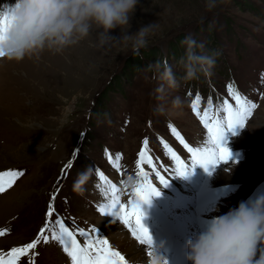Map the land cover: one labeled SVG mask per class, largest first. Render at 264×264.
<instances>
[{"label": "rangeland", "instance_id": "obj_1", "mask_svg": "<svg viewBox=\"0 0 264 264\" xmlns=\"http://www.w3.org/2000/svg\"><path fill=\"white\" fill-rule=\"evenodd\" d=\"M15 2L0 0L1 15L14 7ZM149 23H155L156 28L149 46L139 54H134L131 43L123 40L125 33L121 28L110 33L116 40L101 43L103 30L93 25L88 37L60 52L45 50L39 56H26L22 60L0 56L3 59H0V173H20L12 186L0 193V232H3L0 255L35 240L38 230L48 221L45 230L48 242L41 236L26 255L13 256L15 264H72L71 258L65 259L64 251L61 252L65 255L60 252V241L52 238L59 233L57 213L67 215V222L75 228H88L93 223L101 226L106 238L115 237L110 232L123 231L115 212L112 217L101 215V211H106L103 209L94 212L84 194L73 191V182L85 166H92L90 180L95 178L97 169L104 171L105 187L120 184L122 194L111 197L112 201H118L115 207L132 188L126 183L129 175L136 176L142 187L151 184V160L155 159L156 164L158 156L167 161L166 166L170 165L166 176L178 187H182L181 178L195 191L186 176L173 175L179 169L168 162V154L180 151L181 146L170 125L197 148L211 149L197 120L200 116L192 107L197 95L199 111L207 109L213 101L217 103L223 93L226 96L217 109L224 113L226 105L234 113L241 102L245 107L247 99L258 98V106L241 129V136L225 147L232 153L230 160L239 161V165L226 167L221 163L206 181L219 188V196L231 200L228 203L223 200L222 212L237 207L241 199L264 192V0H217L211 10L207 0H139L125 32L134 34ZM188 35L204 43L206 50L216 49L221 55L210 77L201 75L182 83L178 90L169 91L166 97L169 110L159 115L155 107L161 101L156 99L155 90L162 81L157 66L167 63L182 72L178 64L185 51L181 41ZM178 38L180 46L172 47L170 40ZM176 95L183 100L179 109L171 108ZM145 139L147 164L139 155ZM164 142L171 147L166 148ZM78 143L79 149L75 151ZM102 144L122 151L121 168L116 169L103 157ZM76 152L69 176L58 182L62 164ZM144 172L147 182L137 176ZM152 182L158 184L154 178ZM87 191L91 194L92 187ZM217 201L219 198L214 199ZM50 204L54 211L48 217ZM73 214L78 218L72 217ZM167 230L179 234L180 229L172 224ZM96 241L95 244L105 246Z\"/></svg>", "mask_w": 264, "mask_h": 264}, {"label": "clouds", "instance_id": "obj_2", "mask_svg": "<svg viewBox=\"0 0 264 264\" xmlns=\"http://www.w3.org/2000/svg\"><path fill=\"white\" fill-rule=\"evenodd\" d=\"M139 0H16L12 23L0 38V52L10 59L22 60L26 56H39L45 50L60 52L88 37L93 25L102 29L101 43L116 40L110 35L121 28L123 40L131 43V50L139 54L147 48L156 24L141 26L134 34L125 32L130 25ZM217 0H207L209 10ZM181 45L184 55L178 64L182 74L164 63L157 66L159 79L156 99L161 101L155 112H168L167 94L178 90L182 83L210 77L221 55L219 50H206L202 42L192 35L186 36ZM183 100L176 95L171 108L182 107ZM93 175L91 165L85 166L73 182V191L82 194ZM138 178L129 175L126 183L134 186ZM187 260L190 264H264V192L255 193L227 213L208 220L202 229L186 242ZM147 264H168L167 259L149 247Z\"/></svg>", "mask_w": 264, "mask_h": 264}, {"label": "snow or ice", "instance_id": "obj_3", "mask_svg": "<svg viewBox=\"0 0 264 264\" xmlns=\"http://www.w3.org/2000/svg\"><path fill=\"white\" fill-rule=\"evenodd\" d=\"M16 12V7H12L7 10L6 13L3 15H0V38L3 37L4 33L7 32L8 28L10 27L12 23L13 16ZM0 56H4L3 52H0ZM231 85L229 88L231 89ZM239 100V98H237ZM200 100L199 95H197L196 100L193 102V110L196 112L198 116H200L202 123H204V126L206 128H210V119L211 115L208 110L205 111L204 115L201 116L200 112L197 109L198 102ZM255 107V105H249L248 108H245L243 106V102H241V107L239 110H236L234 113H232L231 109L226 105L225 111H228L230 113L228 121L221 125L219 121L216 122V134L211 137L213 142L212 149H205L200 153L201 158L199 160H196L192 166L200 165L202 166L206 171L209 170L210 167H215L221 163H227L232 156V153L230 149L224 146L226 145L225 141V135L227 131H232L233 135L236 134L235 129L237 128H243L242 124V118L246 117L247 111L249 108ZM170 128L173 132V134L177 135L179 138V133L177 130L170 125ZM221 128H223V132H221ZM211 130V129H210ZM182 140V138H181ZM183 142V140H182ZM148 143L147 139L144 141V145L146 146ZM187 147V145H185ZM165 147L167 148L168 145L165 144ZM189 151H192V149H189ZM199 151V150H198ZM139 155L142 158V162L147 164L148 163V156L146 154V149L142 148ZM117 159H119V156H117ZM215 160L217 162V165H213L212 161ZM138 164L141 163V161L137 162ZM189 167L188 165H185V168ZM187 171L183 170H177L173 175L176 176H185L187 175ZM20 175V173L15 172H8V173H0V177L3 176H9L13 179ZM139 175V173H138ZM159 175V174H157ZM146 176V174H145ZM159 183L167 186V179L163 176L159 177ZM114 190V188H113ZM0 191H3V188L0 187ZM160 192L155 186V184L148 185V189L146 193L142 195L143 204L150 201V197L152 196H159ZM56 198V194H53V200ZM118 203L117 200H113L112 203L106 205L105 207L108 209H111V211H101V215L105 214H111L115 212L117 215V212H123V216L119 219H122L123 223L126 226H129V230L132 234V236L139 241L142 244L151 245L152 243V237L147 227L143 224V216L140 208H134L132 212H128L127 208L124 205H120L119 208L115 207V205ZM54 211L53 206L49 205V211L47 213L48 217L52 216V213ZM135 219V223L137 225L136 228L131 227V222ZM60 228L61 232L59 235L53 234V239H58L60 243L63 245L64 252L68 254V256L72 260V264H127L125 258L121 253L117 250H113L111 247L109 241L107 239H102L103 245L106 247L94 249L93 244L89 243L91 240V237L93 234H95V228L92 226L88 231H85L84 229H80L78 231V235L80 237H84L85 239L83 241H80L77 239L76 235L73 234V232L69 231V229L64 225L63 221L57 220L56 221ZM48 226V221L45 222V227L41 229L40 233L37 235L36 239L33 240L30 243H27L23 245L21 248H12L7 254L0 255V264H9V259H6L5 256L8 258L13 257L15 254H27V250L33 249L41 239V236L44 238V242H48V237L44 235L45 230ZM0 235H3V232H0ZM84 245V246H82ZM117 257L118 260H110L109 257ZM19 256L16 255V259H18Z\"/></svg>", "mask_w": 264, "mask_h": 264}, {"label": "bare ground", "instance_id": "obj_4", "mask_svg": "<svg viewBox=\"0 0 264 264\" xmlns=\"http://www.w3.org/2000/svg\"><path fill=\"white\" fill-rule=\"evenodd\" d=\"M2 60L3 59H1V61ZM241 134H242V130L237 135H235V137L232 138L231 140L238 139L239 138L238 136H241ZM229 164H233V166H237L239 165V161L230 160L229 162L224 163L226 167H229L228 166ZM194 177L198 181H200L199 173H194ZM201 190H210V187L208 186V183L206 185L205 180L203 182ZM188 197L191 200V203L193 204L192 195L190 193L188 194ZM215 198H219V201L214 202ZM228 198L223 197V196H220V197L211 196V200L208 199L202 203H199L195 208H197L198 214H200L203 217L204 221L208 219H212L215 216L222 215L221 212L224 208V206L222 205V202L223 200L225 203L231 202V200L229 201ZM174 199L177 202H179L180 200L178 195H175ZM191 209L192 208H190L189 206H186L183 208L182 211H171L170 213H168V217H170L173 222L175 221L180 222L181 220L183 221V222H180L182 223L181 227L184 229V230H181V234L187 233L188 234L187 240L193 237L194 234L198 233V231L196 230L194 226L191 227L192 222H193L192 221V211L193 210ZM119 229L121 228L119 227L118 230ZM110 233L114 234L115 237L111 238L108 241H110V243H112L114 247L121 250V252L126 253V255H128V257L125 259L131 261L133 264H147V261L149 259L148 257L149 247H151L152 249L154 247L152 244L150 246L147 244L143 245L142 243L137 241L134 237L129 236L124 229L123 231H120V232L115 231V232H110Z\"/></svg>", "mask_w": 264, "mask_h": 264}, {"label": "trees", "instance_id": "obj_5", "mask_svg": "<svg viewBox=\"0 0 264 264\" xmlns=\"http://www.w3.org/2000/svg\"><path fill=\"white\" fill-rule=\"evenodd\" d=\"M180 40H181L180 38L174 39V40H170L169 43L173 45V46L171 45L172 47H176L177 44L180 46ZM172 41H174V42H172Z\"/></svg>", "mask_w": 264, "mask_h": 264}]
</instances>
